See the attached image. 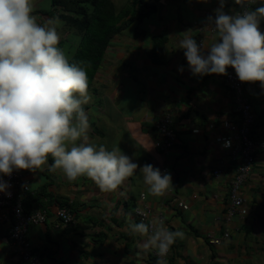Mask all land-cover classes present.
<instances>
[{"label":"crops","instance_id":"0c3cea01","mask_svg":"<svg viewBox=\"0 0 264 264\" xmlns=\"http://www.w3.org/2000/svg\"><path fill=\"white\" fill-rule=\"evenodd\" d=\"M114 1L119 8L128 0ZM146 1L154 5L153 12L109 39L90 82V100L84 105L90 121L88 142L108 149L118 145L139 166L165 165L172 177L170 191L162 197L147 195L137 169L117 190L102 192L85 176L70 181L60 169L50 170L53 160L49 157L41 169L23 170L28 181L25 202L42 205L48 213L44 223L27 231L31 249L45 264H153L154 250L141 249L144 237L128 229L130 220L139 222L134 208L144 193L145 203L162 215L169 229L184 233L171 247L166 264H264V158L256 157L243 187L247 216L226 221L228 182L236 162L226 155L214 133H223L226 119L237 122L233 94L224 75H194L176 43L190 30L198 44L202 36L205 46L210 45L213 33L202 34L194 22L208 23L209 16L214 18L219 0ZM238 10L235 0H225L224 11L234 14ZM61 12L52 0H34L37 22L45 24L58 17L60 42L66 52H72L80 34L61 19ZM156 36L166 39L163 61H154L150 53ZM244 94L254 120L259 126L264 124L260 82H245ZM164 111L170 113L176 138L167 155L156 148L153 133L154 121ZM151 142L154 146L145 150ZM219 161L225 165L215 176L213 169ZM61 207L71 211L75 222L55 229L54 211ZM10 223L11 219L0 220V264H23L8 234ZM224 232L229 236L223 237ZM212 237L221 240L214 244Z\"/></svg>","mask_w":264,"mask_h":264},{"label":"clouds","instance_id":"9594fccd","mask_svg":"<svg viewBox=\"0 0 264 264\" xmlns=\"http://www.w3.org/2000/svg\"><path fill=\"white\" fill-rule=\"evenodd\" d=\"M219 3L215 17L207 18L214 36L210 45L198 44L190 30L176 41L191 72L225 75L231 67L241 82L259 81L264 89V0H235L242 10L234 14L224 11L225 0ZM33 13L34 0H0V193L11 196L4 176L35 172L51 157L50 170L60 169L70 181L85 176L102 192L117 190L139 169L147 195L164 196L172 185L170 173L139 166L118 145L108 149L88 142L87 70L59 46L62 21L53 17L40 24ZM128 229L144 237L141 249L161 258L184 236L159 216L150 223L130 220Z\"/></svg>","mask_w":264,"mask_h":264},{"label":"built area","instance_id":"2783aa9c","mask_svg":"<svg viewBox=\"0 0 264 264\" xmlns=\"http://www.w3.org/2000/svg\"><path fill=\"white\" fill-rule=\"evenodd\" d=\"M256 5L252 4L251 7L255 8ZM240 10L242 9L239 5L237 12ZM194 24L202 31V34L204 31L212 32L211 27H208V23L206 22L196 21ZM260 30L264 31L262 24H260ZM201 43H203L202 36L199 40V44ZM224 81L229 91L233 94V105L238 116V122L236 123L230 119L223 121V133H214L215 139L222 144L226 155L236 162V167L228 182V203L224 219L230 221L233 216H236L239 220H244L249 212V208L248 197L243 193V187L248 180L256 157L261 155L264 158V124L259 128L258 137L250 136V124L253 122L254 114L251 110V103L244 94L245 82H241L238 79L235 70L231 67L227 69ZM170 124V113L164 111L155 119L153 125L155 146L164 155L170 152L176 141ZM210 126L212 127L213 124ZM226 141H230L229 147H224ZM223 165H225L223 161L218 162L217 166L213 169L215 176H219L222 173ZM160 170L162 173L169 172L168 167L165 165H162ZM3 179L10 186L8 191L11 193V196L9 197L4 193H0V220L11 219L8 234L18 252L20 261L23 264H45L39 256L32 253L31 243L27 238V231L32 225L44 223L48 215L46 211L41 209L25 212L21 205L20 197H15L17 186H21L23 190L28 189V181L23 178V170H14L10 176H4ZM168 190L170 191V189ZM140 200L141 203L134 208L135 216L139 222L143 220L145 223H150L153 216H159L163 219L161 214H155L153 208L145 203L144 193L140 194ZM178 200V205L185 208L186 204L184 201ZM54 216L56 218V221L53 223L55 229L65 228L75 222L71 211L65 207L57 208L54 211ZM228 236L229 232H224L223 237ZM220 240L221 238L212 237L210 242L217 244ZM153 254L158 261L163 259L166 262L168 257L167 255L161 258L155 251Z\"/></svg>","mask_w":264,"mask_h":264},{"label":"trees","instance_id":"16d2710c","mask_svg":"<svg viewBox=\"0 0 264 264\" xmlns=\"http://www.w3.org/2000/svg\"><path fill=\"white\" fill-rule=\"evenodd\" d=\"M52 4L60 7L62 12L59 16L61 19L80 34L73 51L65 52L70 61L79 63L86 68L89 87L109 39L129 24L143 20L154 10V5L146 0H128L125 5L119 8L114 0H52ZM45 14L49 15V12ZM261 24L264 27V21ZM165 40L163 36L153 38L150 53L154 61L164 60ZM59 46L64 49L62 42ZM260 126L253 119L250 124V136L258 137ZM27 195L26 190H23L22 187H16L15 197H20L25 212L41 209L47 213L44 206H32L25 202ZM36 200L33 198L31 201L36 202ZM32 253L35 254L33 251ZM39 258L42 259L40 256ZM158 262L154 257L153 264H158Z\"/></svg>","mask_w":264,"mask_h":264},{"label":"rangeland","instance_id":"374dc122","mask_svg":"<svg viewBox=\"0 0 264 264\" xmlns=\"http://www.w3.org/2000/svg\"><path fill=\"white\" fill-rule=\"evenodd\" d=\"M118 2H119V0H118ZM121 3V2H120ZM120 3H117L118 5L120 4ZM60 28V27H59ZM264 28V27H263ZM66 47L64 46V49H65ZM253 167V166H252Z\"/></svg>","mask_w":264,"mask_h":264}]
</instances>
